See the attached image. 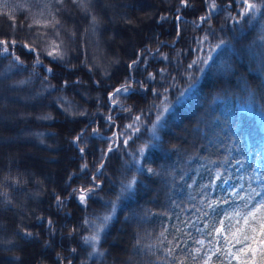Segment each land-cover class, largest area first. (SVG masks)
<instances>
[{"label":"trees","instance_id":"obj_1","mask_svg":"<svg viewBox=\"0 0 264 264\" xmlns=\"http://www.w3.org/2000/svg\"><path fill=\"white\" fill-rule=\"evenodd\" d=\"M176 3L93 0L89 7L98 20L94 33L90 16L75 5L56 12L60 6L53 0L0 4V25L5 26L0 38L31 42L36 30L27 24L41 10L46 16L51 10L66 29L61 38L67 49L60 63L49 64L50 58L42 55L54 69L46 81L42 68L32 73L31 55L22 56L23 70L0 77V200L10 201L0 205V264H176L167 253L177 243L181 248L176 256L195 264L189 253L201 247L194 241L205 238L197 231L205 227L200 220L242 208L241 197L264 188V18L237 24L218 11L197 27L193 21L204 14L197 0L195 8L181 11L177 36ZM161 14L168 22H157ZM232 15L237 17L236 12ZM70 32H75L74 39ZM133 32L136 42L125 48L122 42ZM141 50L144 62L133 76L143 84H133L134 90L111 109L117 127L107 126L108 94L121 85L128 64ZM112 62L115 69H109ZM8 63L0 59V72ZM149 74L155 79H147ZM21 80L31 82L13 87ZM65 80L68 87H63ZM61 97L73 102V111L85 110L87 115L66 113L58 102ZM158 114L163 118L154 139L149 128ZM136 115L141 116L136 125L140 136L127 128ZM46 116L51 118H40ZM92 121L103 137H112L115 129L122 133L120 140H127V146H114L102 160L101 149L108 141L89 138L82 160L70 141ZM134 156L142 171L133 164ZM85 161L88 169L80 172ZM93 174L98 176L97 188L87 205L71 197L57 208L55 195L65 197L73 188L90 185ZM133 179L132 189L121 194L122 182ZM225 200L229 203H221L215 212L206 207L209 201ZM113 203L112 219L100 234L102 255L90 257V246L81 240L89 235L84 220L111 212ZM73 228L77 231L70 236ZM24 231L34 238L22 239ZM212 260L219 264L217 257Z\"/></svg>","mask_w":264,"mask_h":264},{"label":"snow or ice","instance_id":"obj_2","mask_svg":"<svg viewBox=\"0 0 264 264\" xmlns=\"http://www.w3.org/2000/svg\"><path fill=\"white\" fill-rule=\"evenodd\" d=\"M42 0H36V3H41ZM93 0H53V3L59 5L55 9L56 12L64 10L68 5H75L76 8L85 12L90 16L89 25L93 33L96 30L98 23L97 17L92 15L91 5ZM197 0H177L175 7L174 19L177 21V36L180 35L179 22L182 20L180 13L183 9L195 8ZM203 6L204 14L199 16L197 20L193 21L197 27L206 23L210 20L214 14L218 11L226 12L227 19L234 20L237 24L241 20H247L249 23L252 20H255L257 16L264 18V0H227L226 3H221L220 0H199ZM0 4L4 7L7 6V0H0ZM45 8H48V4L45 3ZM232 12L237 13V17L232 15ZM37 18L34 16L30 22L27 24L29 29H34L35 34L33 35L32 41H17L15 38H0V59L8 60V66L4 69L3 72H0V77H7L13 69H24L25 61L22 59V56L27 57L31 55L33 57L32 73L37 74V68H42L45 75L41 78L42 81L48 80L50 76L54 75V69L51 66H48L44 63L42 55L50 58L49 64L60 63L65 61L67 56V49L65 48V41L61 38V30L66 29L60 23L55 14L49 10L47 16L45 15L44 10H41ZM25 19H28L26 16ZM169 17L167 15L161 14L158 18V23L168 22ZM131 21H129L130 23ZM23 26V25H22ZM11 27L15 29L16 25L12 24ZM51 29V31H47ZM87 31V30H86ZM69 35L74 39L75 32H70ZM207 40V35L204 37ZM19 47L20 54H17V49ZM39 48V50H38ZM159 51V49H157ZM145 50H141L137 53V57L133 58L128 64V75L125 77L124 81L119 87H116L113 91L108 94V102L110 109L108 114L105 116V123L107 126L117 127L115 125L114 117L111 114V109L117 107L120 104L121 98L125 97L129 92L133 91V84H139L142 86V81H136L134 79L133 73L136 67L142 64L144 61L140 59L144 55ZM166 59V58H165ZM196 61H193V64H196ZM204 63V61H201ZM67 66V65H65ZM189 67H192L190 64ZM201 69H198V71ZM91 71V69H89ZM163 72V69H161ZM147 79L154 80L155 74H149ZM31 80H21L18 81L13 87H20L25 84L30 83ZM75 84L82 83L79 80L74 81ZM99 86V82H96ZM194 86L193 83H189L188 87L191 88ZM51 85L48 86L50 88ZM63 87H68V81L65 80ZM48 90L47 88L42 89V91ZM155 95V93H154ZM183 95V93H181ZM64 105V110L68 114L74 116H86L87 112L85 110L73 111L74 104L71 100L66 97H61L58 101ZM168 109L164 108L161 111L166 112ZM131 111V109H127ZM41 119H50V116L40 117ZM141 120L140 115L134 116L132 123L127 125L128 129H132L134 132H139V127H136L138 122ZM162 120V115L158 114L156 121L152 124L150 134L152 138H156V129L160 125ZM96 121H92L91 124L85 123V126L79 130L71 139L70 143L72 146L77 148L79 155L82 160L85 158V148L87 147L89 138H100L101 140H106L108 143L105 148L101 149L103 160L107 153L114 151V146L119 147L120 144L127 146V140H120L122 133H113L112 137H103L101 135L100 129L94 127ZM39 135V134H38ZM132 133H129V139H131ZM148 146V142H145V147ZM139 155L143 156L144 147L138 150ZM133 164L136 165L137 171H142L139 168L138 160L134 156ZM100 168H103V164H100ZM88 169L87 162H83L80 166V172H84ZM99 171V169H97ZM149 174H153L154 170L148 169ZM98 179V176L93 174L91 177L92 183L87 186H80L78 188H73L70 193H67L65 197L55 195L54 199L58 209H62L66 200L71 197H75L81 205H87L88 200L91 198L92 194L95 192L97 185L95 181ZM71 180V176H69ZM135 180H129L127 183L121 185V194L132 189ZM0 195H3L0 193ZM233 196L236 193L232 194ZM119 198V197H118ZM242 208L233 209L231 212L223 213L222 217L209 220H200V223H203L205 227L203 229H197V231L202 232L205 236L204 239H198L194 241L196 244L201 247L193 249L190 251V255L193 256V261L195 264H215L212 260V257L215 256L219 259V264H264V188L260 191L253 190V194L250 195L247 199H244ZM5 203H10L7 200H0V205ZM221 203H229V201H209L207 208L215 212L216 208L220 206ZM115 210V203L112 204L111 212L104 215L96 216L92 219L85 218L84 224L88 227L89 235L82 236L81 240L85 245L90 246L91 252L89 256L102 255L98 251V245L100 243V234L107 228L109 222L112 219V213ZM205 217L208 216V212H204ZM43 219V218H38ZM48 224L49 232L52 233L54 227L51 219L46 221ZM77 231L76 228L71 229L69 235ZM54 234V233H53ZM163 235V233L161 234ZM22 239L34 238L33 233L29 231H24ZM48 246V245H45ZM184 247H187V244H184ZM181 245L179 243L168 248L169 255H172L176 260V264H190L182 257L176 256V250L180 249ZM77 250L75 248L71 249V252L75 253ZM200 260H196V254H201ZM257 256H259V261H257ZM222 257V259H220ZM60 259V257H58Z\"/></svg>","mask_w":264,"mask_h":264},{"label":"rangeland","instance_id":"obj_3","mask_svg":"<svg viewBox=\"0 0 264 264\" xmlns=\"http://www.w3.org/2000/svg\"><path fill=\"white\" fill-rule=\"evenodd\" d=\"M139 25V24H138ZM138 25H136V26H133V28L135 29V28H137V26ZM0 28H4L5 29V26L4 25H0ZM140 30V29H139ZM136 33H134L133 32V34H131V37H127L123 42H122V44L123 45H125V48L127 47V46H129V45H134L133 43L134 42H136L135 40L137 39V37H136ZM119 41V40H118ZM113 65V66H112ZM116 67H115V63L113 64V62H112V64L110 63V65H109V69H115ZM12 83V82H11ZM23 103L25 104L26 103V101H25V98L23 99ZM22 108H24V107H22ZM18 111L20 112V111H22V109L20 108V109H18ZM23 112V111H22ZM162 115V118H163V114H161ZM24 117L25 116H27V115H23ZM29 116H31L30 114H29ZM15 116H13V118H14ZM18 117H20L21 118V114L20 115H16V118H18ZM157 118V117H156ZM155 121H156V119H155ZM154 121V122H155ZM151 128H152V125H151ZM151 128H149V134H150V130H151ZM114 132L115 133H118V131L115 129L114 130ZM156 134H157V129H156ZM151 135V134H150ZM138 136H140V134L138 133ZM142 139H144V140H146L145 139V137H142ZM137 160L139 161V158H137Z\"/></svg>","mask_w":264,"mask_h":264}]
</instances>
